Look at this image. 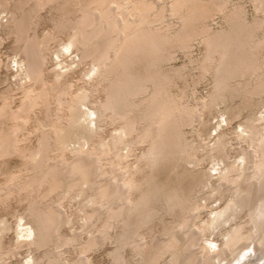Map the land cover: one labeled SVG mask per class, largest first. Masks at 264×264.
I'll use <instances>...</instances> for the list:
<instances>
[{"label": "bare ground", "instance_id": "obj_1", "mask_svg": "<svg viewBox=\"0 0 264 264\" xmlns=\"http://www.w3.org/2000/svg\"><path fill=\"white\" fill-rule=\"evenodd\" d=\"M231 1L175 0L170 6L159 8L150 0H0V8L11 12L5 27L15 37L28 78V83L21 86L19 109H12L9 98L0 107V122L7 124L0 127V163L7 157L21 154L23 147H19L18 136L32 113L42 112L48 127L37 130V143L22 151L28 159L26 175L10 176L0 185V206L9 199L26 203L23 226L28 227L30 235L25 242L30 241L27 244L33 247V252L41 251L31 257L32 264H59V258L52 255L63 245L77 244L83 253L96 249L108 239L115 225L120 226L114 236L115 264H128L121 250L131 246L136 238L140 239L139 245L133 246L134 252L137 248L136 264H163L167 255L170 261L166 264H219L225 259L233 260L235 252L242 253V258L247 260L245 264H252L250 259L257 256L264 245V132L249 122L244 139L254 147L252 154L258 151L261 154L259 160H255L251 152L242 157L249 170L246 180L253 184L233 186V183L237 184L235 175L232 177L229 173L223 177L234 187L230 193L242 198L231 204L229 210L247 208L249 220L235 226V231L228 229L224 233L227 240L219 246V252L209 257L212 248L204 244L206 240L211 241L205 235L206 230L191 227L187 220L175 226L187 228L177 239L170 237L149 242L142 230H150L162 213L188 214L201 208L191 197L200 176L195 172L179 171L183 163L195 157L190 153L191 143L184 133V126L199 119L198 111L219 100L236 97L241 98L240 108L249 114L256 107L264 106V17L249 21L240 6L229 9ZM252 1L264 14V0ZM46 8L61 16L55 27L57 35L52 40L57 41L61 34H66L67 48L76 50L80 61L88 60L92 65L89 74L105 94L104 101L93 112L83 108L88 97L85 93L71 96L69 86L61 84L62 73L48 78L45 63L49 54L44 49V42L33 34L40 11ZM215 12L226 14V27L208 28L205 21ZM168 17L176 18L178 23L174 21L176 25H173ZM195 39H200L206 48L204 57L198 62L201 77L212 71L215 89L205 101L191 106L182 101L184 91L181 94L172 91L177 79H185V70L168 69L166 63L173 59L175 49L188 50ZM104 115L120 125L119 135L113 141V138L109 140L114 143L107 144L116 152L111 151V154L106 146L101 149L91 145L85 152L67 159L64 153L69 150V137L80 129L89 134L96 122L94 118ZM250 119L254 121L253 116ZM124 136L128 137L126 141ZM224 139H218L209 153L223 154L228 147ZM121 144L127 150L139 144L145 146L140 161L150 173L148 179L145 177L146 181H138L136 173L125 165L122 155L117 152ZM228 166L234 173L236 167ZM159 176L164 179L160 180ZM65 195L82 198L86 202L85 209L95 208L86 209L84 219L99 238L79 242V238L74 237L77 235L70 237L61 233L65 224L62 213L58 212V205L56 209L47 201L57 199L55 203L61 205ZM1 222L0 254L5 258L18 251L19 243L3 248L1 238L10 227ZM175 227H169L165 234L177 229ZM186 238L193 241L187 244ZM237 246L240 251H236ZM233 249L232 257L228 258ZM235 256L237 260L240 258ZM82 264H89V261L85 259Z\"/></svg>", "mask_w": 264, "mask_h": 264}, {"label": "rangeland", "instance_id": "obj_2", "mask_svg": "<svg viewBox=\"0 0 264 264\" xmlns=\"http://www.w3.org/2000/svg\"><path fill=\"white\" fill-rule=\"evenodd\" d=\"M150 1L157 3L159 8H166L170 6V4L175 0ZM255 5L256 4L252 0H232L229 9L240 6L243 12H245L244 16L246 19L249 21H254L259 17H264V14L260 11V8ZM53 11L54 10L51 11V9L49 10L47 8L42 9V11H40V18L37 20L38 22L35 23L33 28V34L39 41L44 42V49L47 50V53L49 54V57L46 60L47 62L45 63L46 73L48 78H53L59 74V72L62 73L60 78V82L62 81L61 84L63 83V85L69 86L71 96H75L78 93H85L88 97L85 102L86 106L83 108H89L88 110L93 112L96 110L98 105L102 103L101 101H104L105 94L101 90L102 88L98 85V82L95 80V78L92 77L93 75L89 74L90 69L92 68L91 63L88 62V60L80 61V56L78 53H76V50L67 48V38L65 37L67 35L61 34L57 41L52 40V38H55L57 35V30L55 29L56 24H58V22L61 20V16H58L59 13L57 12L55 14ZM10 16L11 12H9V10L0 8V107L2 103H4L5 99L9 98L12 109L18 110L22 101L21 86L26 84V82L28 83V78L25 76L22 54L17 48L16 41L14 39L15 37L5 27L7 20L10 19ZM168 19H170L172 23H174V21L176 24L178 23V20H176L174 17H168ZM205 22L208 28L211 30L222 29L227 26L226 14L222 12H215L213 15L209 16ZM175 23L173 25H176ZM192 42L193 43H191L189 47L190 49L188 50L175 49L173 52L174 56L172 55L173 59L170 58V61H167L166 63V67H169L168 69L185 70L184 72L186 80L183 78L181 80L177 79L175 81L177 84L172 86V91L176 94H181L184 91V99H182V101L191 106L205 101V99L210 96L215 89V78L212 71L206 73L204 77H201V69L198 67V62L202 60L206 52L205 45L200 39H195ZM66 67L68 69L63 71V69ZM246 79L249 80L251 78L247 77ZM240 106V97H236L228 101L219 100L209 108L198 111L199 119L197 121H194L192 124H190V126H184V133L191 143L190 153L195 157L190 159V161L188 160L183 163L182 167L180 166L182 169L179 168V171L184 173L186 170V172L188 171L187 173L192 174L195 172V175L198 174L200 176L197 184L192 190L191 197L194 202L200 203L201 208L193 213L188 214L181 212H161L162 214L157 216L156 220L154 221L152 225L153 227L151 226V231L148 230V228L142 229L143 232L145 231L144 237L147 241L156 242L160 241L161 239H169L170 237H175V239H177V237H181L182 234L186 232L187 228L175 226L179 223L183 224V221L187 220V223H189L188 225L191 227H200L201 229L206 230L205 235L209 236L208 238L211 241L206 240V242L204 241V244L209 245L212 248V254L209 255L210 257L211 255H215L216 252H219V246L222 245V242L227 240V238L224 237V233H226L228 229H233V231H235V226L248 222L249 212L247 208L240 209L238 211L229 210L231 208V204H234L235 201L242 199H239L240 197L238 198V196L232 192L230 193V189L234 188V185L250 186V184H253L251 180H248V182L246 180V175L248 174L249 170L246 166H244L243 158H245L244 155H248L250 152L252 154L254 147H252L250 143H248V141H246L244 138L247 136L245 131L247 130L246 125L248 122L249 124L251 123L255 126L261 127L264 132V106H259L260 108L256 107L254 109L255 112H252L253 115H250L252 114L251 112L249 114L248 111H244V109L240 108ZM231 110L233 111L230 112ZM35 112L32 113L33 115H30L31 117L26 122L23 130L18 136V138L21 140L19 147H23L25 149H20L21 154L7 157L4 162L0 163V185H2L10 176L16 175L24 177L26 175L28 170L27 168L29 167L27 166L28 159L27 157L25 158V156L22 154V151L28 150L29 146H34V144L37 143V130L39 131L40 129H48V127L45 125L42 112ZM231 113L234 114V117H232L233 114L231 115ZM250 116L254 117V121L251 122L252 119H250ZM40 117H43V119ZM94 119L96 122L89 134H85L84 130L80 129L77 131V133H73L69 137L67 140L69 144V150L65 151L64 153L67 159H71L79 153L85 152L86 149L91 148L93 145L98 146L101 149H106L104 148L106 146L107 149L109 148L108 150L111 154L113 151L116 152V150H112L111 147H108L109 145L107 144L109 143L111 145L114 143H110L109 140L113 138L111 140L113 141L114 138L119 135L120 125L118 122L112 123L107 115ZM5 124L6 123L4 122H0V127H6L7 124ZM221 137H223V139L225 137L227 142L226 146H228L224 150L223 154L218 153V151L209 153L210 148ZM127 139L128 137L124 138L125 141ZM122 145L124 144L119 146L117 152L120 154V156L122 155L121 157L123 158L125 165L130 169L131 172L136 173L135 176L138 181H144L145 177L148 179L150 177L149 170H147L148 167H145L143 161L142 164L140 161L142 160L141 157L144 154L145 146L139 144L132 150H127V147ZM256 151H258V149ZM197 155H199V157ZM253 155L255 160H259L261 157L259 151L257 154H252V156ZM229 164H233L234 167H236V169L234 168L235 170L233 169L235 171H233L234 173L229 171ZM145 168L147 171H145ZM139 169L140 171H138ZM225 170L226 172L228 170V172L225 173ZM138 172H140V174ZM146 172L148 174H146ZM229 173L232 177L235 175L234 180L237 184L233 183L232 186L231 182L229 185V181H224V175H228ZM236 177L239 178L237 179ZM160 178L162 179L163 177L159 176V179ZM220 191L222 194H219ZM213 194L215 195L212 196ZM9 200L7 203L3 204V206L1 205L2 207L0 206V219L2 218L0 222L3 220L5 224L10 227L3 233L4 235H2L1 243L4 242L2 244V246H4L3 248H7L8 244L12 245L13 243L14 246H16L19 243V248L17 249L18 251L13 253V255H9L5 258H3V254H0V264H32L33 262L31 257L35 254H41V251L37 253L33 252V250H31L33 247L27 244L28 240L25 242L26 237L30 235L28 233V227L23 226L26 221L24 220L25 218L23 219L26 203L24 201V203L18 202L16 199ZM55 200L57 199L48 200L47 202L55 206V208L58 205L57 208L59 209H56L59 210L58 212L62 213V218L65 224L61 228V233H64L67 236L77 235L74 237H78L80 240H78L79 242H85L89 238H99V236H97L98 234H93V229L89 227V223H87L84 219L85 210H95V208L88 207L85 209L86 202L83 201L79 196L75 195L69 198L65 195V198L60 201L61 205H59V202L55 203ZM232 200L233 202H231ZM87 204L88 206L90 205V203ZM210 221L212 224H209ZM169 227H175L177 229H174V231L169 234L168 232L165 234V231ZM246 228H248V226H246ZM90 229L92 230L91 232ZM117 231H120L119 225H115L110 230L108 239L103 240V242H101L103 244L98 245L100 247L96 249L93 248L91 251L88 250L87 253L81 252L77 244H73L61 246L59 251H55L56 253L52 256H54L56 259H60L59 256H61V260L58 259L57 261L59 264H80V262L83 263L85 259L89 261V264H115V261L113 260L114 251L116 250L114 236L118 233ZM93 235H96L97 237ZM136 240L137 238L135 241ZM135 241L134 243H131V246L128 245L125 248L123 247L124 249L122 248L123 250H121L123 257L126 263L128 262V264H136V260H138V258H135L137 257L135 256L137 255V248L136 252H134L133 246L139 245L137 243H139L140 239L139 241ZM185 241H187V244H189L191 241H193V239L186 238ZM29 242L30 241H28V243ZM204 244L202 242V245ZM30 246L31 248H29ZM263 246L259 249L257 256L250 259L252 264L264 263ZM235 248L236 251H240L239 246ZM234 249L228 254V258L232 257L233 254L231 255V253L235 251ZM189 252L190 251L187 253ZM241 254L242 253L237 254V252H235L233 260L231 258L229 260L225 259L220 263L219 258H217V262L219 264H242L244 262L243 264H245L247 260H244ZM7 255L8 254H4V256ZM235 255H238L240 258L237 260V256ZM168 257L169 256L167 255L165 258V260H167H164L165 262L163 261V264H166L170 261V257ZM63 258L68 262H65ZM62 260L65 263L61 262Z\"/></svg>", "mask_w": 264, "mask_h": 264}]
</instances>
